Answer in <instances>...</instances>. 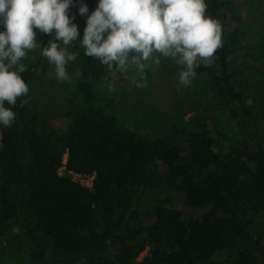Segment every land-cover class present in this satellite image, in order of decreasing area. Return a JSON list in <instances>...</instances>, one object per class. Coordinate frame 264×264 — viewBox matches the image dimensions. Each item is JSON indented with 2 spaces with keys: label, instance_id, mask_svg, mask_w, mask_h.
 <instances>
[{
  "label": "trees",
  "instance_id": "16d2710c",
  "mask_svg": "<svg viewBox=\"0 0 264 264\" xmlns=\"http://www.w3.org/2000/svg\"><path fill=\"white\" fill-rule=\"evenodd\" d=\"M206 4L222 26L223 46L210 67L199 62L196 76L252 146L218 149L214 129L198 116L155 137L121 126L111 100L92 91L110 66L82 47L62 127L23 104L28 94L13 108L12 127L0 125V243L21 252L25 264H207L221 250L230 255L220 264H264V237L255 230L256 215L264 218V148L247 127L249 111L227 66L237 37L224 26L230 1ZM38 65L36 58L22 73L29 90ZM64 153L68 169L94 172L91 189L58 174ZM177 194L203 211L184 215Z\"/></svg>",
  "mask_w": 264,
  "mask_h": 264
},
{
  "label": "rangeland",
  "instance_id": "374dc122",
  "mask_svg": "<svg viewBox=\"0 0 264 264\" xmlns=\"http://www.w3.org/2000/svg\"><path fill=\"white\" fill-rule=\"evenodd\" d=\"M225 11L224 26L227 32L235 30L237 37L232 44V51L227 58V66L233 74L235 87L241 90L242 100L249 116L247 127L255 139L264 148V0H229ZM88 6L86 15L79 14V6ZM97 7L96 0H73L69 15L74 16L82 40L87 15ZM1 30V29H0ZM55 37L36 30L38 47L27 53L22 60L25 66L39 58V65L33 73L28 93L29 104L37 111L41 121L54 128L65 124V112L69 107L68 99L75 90L78 79L79 55L76 61L67 65L70 81L60 82L55 76V67L42 55L43 47L48 46ZM60 43L59 41H57ZM82 47L73 45L69 51H78ZM159 63L150 60L141 69L129 65L126 71L107 68L102 75L92 82V91L102 98L111 100L112 109L118 124L132 128L145 136L155 137L165 132L171 124L181 126L189 118L204 117L214 129L215 146L226 150L241 142L252 146V141L241 132L231 117L228 106L217 99L205 85L204 77L196 76L188 87H180L179 74L182 66L172 58L155 54ZM66 154H63L64 161ZM64 170L60 169L62 173ZM150 194L142 197V204L151 203ZM175 206L184 215L196 217L203 209L183 205L180 195L175 197ZM255 230L264 237V218L256 215ZM15 229L8 233L14 234ZM147 252L143 250L142 256ZM230 253L221 250L208 258L207 264H220ZM0 264H25L21 252L12 246L0 243Z\"/></svg>",
  "mask_w": 264,
  "mask_h": 264
},
{
  "label": "clouds",
  "instance_id": "9594fccd",
  "mask_svg": "<svg viewBox=\"0 0 264 264\" xmlns=\"http://www.w3.org/2000/svg\"><path fill=\"white\" fill-rule=\"evenodd\" d=\"M72 5L73 0H0V125L12 127L13 108L18 98L29 93L21 61L38 47L37 29L48 35L55 31L42 55L54 65L60 82L71 79L67 65L79 54L69 51L74 44L83 47L85 55L110 67L115 64L120 71L129 65L143 69L150 60L159 63L157 53L172 58L182 66L180 87L192 83L199 62L210 67L223 46L222 26L208 14L206 0H99L87 15L82 40L75 17L69 15ZM88 11L81 3L79 14Z\"/></svg>",
  "mask_w": 264,
  "mask_h": 264
},
{
  "label": "built area",
  "instance_id": "2783aa9c",
  "mask_svg": "<svg viewBox=\"0 0 264 264\" xmlns=\"http://www.w3.org/2000/svg\"><path fill=\"white\" fill-rule=\"evenodd\" d=\"M60 169H62L64 171L61 173ZM57 172L60 175L68 176L72 181L77 182L79 185H81L87 189H91V187H92V179L94 176V172L79 173V172L73 171L71 169H68L65 166V160L64 161L62 160L61 165L57 169ZM142 252L139 253V255L136 257V260H139L142 257Z\"/></svg>",
  "mask_w": 264,
  "mask_h": 264
}]
</instances>
